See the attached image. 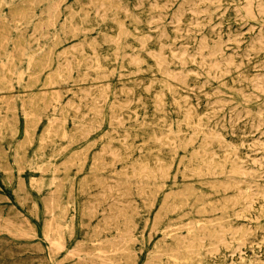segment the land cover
<instances>
[{
  "label": "rangeland",
  "instance_id": "1",
  "mask_svg": "<svg viewBox=\"0 0 264 264\" xmlns=\"http://www.w3.org/2000/svg\"><path fill=\"white\" fill-rule=\"evenodd\" d=\"M262 38L264 0H0V264H264Z\"/></svg>",
  "mask_w": 264,
  "mask_h": 264
},
{
  "label": "bare ground",
  "instance_id": "2",
  "mask_svg": "<svg viewBox=\"0 0 264 264\" xmlns=\"http://www.w3.org/2000/svg\"><path fill=\"white\" fill-rule=\"evenodd\" d=\"M205 1V0H204ZM141 2V1H140ZM196 5V4H195ZM111 6V5H110ZM155 6V5H154ZM167 7V6H166ZM174 7V6H173ZM245 7V6H244ZM153 9V8H152ZM257 11V10H256ZM250 13V12H249ZM184 14V13H183ZM205 14V13H204ZM252 15V14H251ZM159 21H160V19H159ZM130 23V22H129ZM37 29V28H36ZM204 29V28H203ZM38 30V29H37ZM214 32V31H213ZM253 32V31H252ZM165 33V32H164ZM163 36V35H162ZM227 36V35H226ZM230 37V36H229ZM262 37V36H261ZM233 38V37H232ZM263 39V38H262ZM37 40V39H36ZM111 40V39H110ZM234 40V39H233ZM264 40V39H263ZM85 41V40H84ZM201 42H203V41H201ZM212 42V41H211ZM231 42H232V40H231ZM262 42V41H261ZM213 43V42H212ZM236 43V42H235ZM254 43V42H253ZM259 43V42H258ZM161 44V43H160ZM234 44V43H233ZM263 44V43H262ZM108 45V44H107ZM256 45V44H255ZM261 45V44H260ZM142 46V45H141ZM251 46V45H250ZM199 47V46H198ZM216 47V46H215ZM262 47V46H261ZM264 47V46H263ZM214 48V47H213ZM255 48V47H254ZM208 52V51H207ZM252 52V51H251ZM74 53V52H73ZM93 53V52H92ZM155 54V53H154ZM237 54V53H236ZM247 54V53H246ZM253 54V53H252ZM162 56V55H161ZM72 57H74V56H72ZM71 57V58H72ZM137 57V56H136ZM238 57V56H237ZM96 59V58H95ZM137 59V58H136ZM203 59V58H202ZM210 60V59H209ZM72 61V60H71ZM78 61V60H77ZM131 61V60H130ZM137 61V60H136ZM136 61H135V64H136ZM85 62V61H84ZM226 62V61H225ZM229 63V62H228ZM217 65H218V63H217ZM225 65H227V64H225ZM208 66V65H207ZM73 67V66H72ZM209 67V66H208ZM225 67V66H224ZM228 67V66H227ZM137 68V67H136ZM215 70V69H214ZM231 70V69H230ZM264 70V69H263ZM211 71V70H210ZM216 71V70H215ZM238 71V70H237ZM216 72H218V71H216ZM221 72V71H220ZM171 73V72H170ZM182 73V72H181ZM180 75V74H179ZM214 75V74H213ZM228 75V74H227ZM243 75V74H242ZM264 75V74H263ZM263 75L262 76H260L261 78L263 77ZM177 76V75H176ZM229 76V75H228ZM259 78V77H258ZM238 80H239V78H238ZM256 82V81H255ZM159 83V82H158ZM248 83V82H247ZM233 84V83H232ZM253 84V83H252ZM263 84V83H262ZM261 85V84H260ZM253 86H254V84H253ZM248 87V86H247ZM246 87V88H247ZM262 87V86H261ZM253 88V87H252ZM169 89V88H168ZM199 89V88H198ZM243 89V88H242ZM145 90V89H144ZM247 90H249L248 88H247ZM253 90V89H252ZM261 90H263L264 91V89H261ZM134 91V90H133ZM154 91V90H153ZM243 91V90H242ZM195 92V91H194ZM235 92V91H234ZM240 92V91H239ZM244 92V91H243ZM242 92V93H243ZM258 92V91H257ZM262 91H260V93H261ZM236 93H238V92H236ZM252 93V92H251ZM264 93V92H263ZM240 94V93H239ZM242 95V94H241ZM262 95H264V94H262ZM248 97V96H247ZM248 98H250V97H248ZM253 98V97H252ZM259 99V98H258ZM230 105V104H229ZM264 107V106H263ZM122 110V109H121ZM237 111V110H236ZM214 114V113H213ZM122 115V114H121ZM209 115V114H208ZM242 115V114H241ZM13 116V115H12ZM84 117H85V115H84ZM123 117V116H122ZM247 118V117H246ZM258 118V117H257ZM26 120V119H25ZM49 121V120H48ZM264 121V120H263ZM224 122H225V120H224ZM253 122V121H252ZM260 122V121H259ZM52 123V122H51ZM54 123H56L55 121H54ZM248 124V123H247ZM263 124V123H262ZM53 125V124H52ZM252 125V124H251ZM238 126V125H237ZM82 128V127H81ZM214 128H216V127H214ZM235 128H236V125H235ZM245 128V127H244ZM254 129V128H253ZM254 130H256V129H254ZM258 130V129H257ZM253 131V130H252ZM246 132V131H245ZM264 137V136H263ZM245 138V137H244ZM248 138V137H247ZM191 140V139H190ZM189 140V141H190ZM125 143V142H124ZM158 143H159V141H158ZM255 143V142H254ZM261 143V142H260ZM256 144V143H255ZM254 148V147H253ZM261 150V149H260ZM120 152V151H119ZM113 157V156H112ZM237 160V159H236ZM264 162V161H263ZM242 163V162H241ZM132 166H133V164H132ZM256 167V166H255ZM260 167V166H259ZM263 167V166H262ZM264 168V167H263ZM133 169V168H132ZM251 174V173H250ZM255 177V176H254ZM249 179V178H248ZM54 180V179H53ZM52 180V181H53ZM246 180V179H245ZM136 182V181H135ZM128 183V182H127ZM139 183H140V181H139ZM20 185V184H19ZM132 195V194H131ZM252 200V199H251ZM98 204V203H97ZM100 205V204H99ZM98 206V205H97ZM114 208V207H113ZM97 210H98V208H97ZM109 210V209H108ZM124 219V218H123ZM12 225V224H11ZM14 227H15V225H14ZM124 228V227H123ZM51 231V230H50ZM11 235V234H10ZM49 235V234H48ZM45 237V236H44ZM49 237V236H48ZM47 237V238H48ZM21 238V237H20ZM46 239V238H45ZM47 240V239H46ZM53 241V240H52ZM51 241V242H52ZM132 241V240H131ZM58 243V242H57ZM100 245H102V244H100ZM103 246V245H102ZM78 252V251H77ZM106 253V252H105ZM87 255V254H86ZM103 255V254H102ZM101 255V256H102ZM151 256V255H150ZM101 258V257H100ZM106 258H107V256H106ZM102 259V258H101Z\"/></svg>",
  "mask_w": 264,
  "mask_h": 264
}]
</instances>
